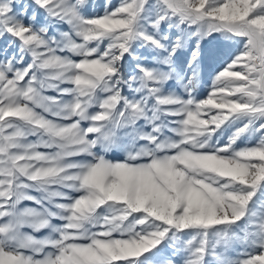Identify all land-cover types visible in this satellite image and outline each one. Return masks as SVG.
Here are the masks:
<instances>
[{
	"label": "snow or ice",
	"instance_id": "obj_1",
	"mask_svg": "<svg viewBox=\"0 0 264 264\" xmlns=\"http://www.w3.org/2000/svg\"><path fill=\"white\" fill-rule=\"evenodd\" d=\"M0 264H264V0H0Z\"/></svg>",
	"mask_w": 264,
	"mask_h": 264
},
{
	"label": "rangeland",
	"instance_id": "obj_2",
	"mask_svg": "<svg viewBox=\"0 0 264 264\" xmlns=\"http://www.w3.org/2000/svg\"><path fill=\"white\" fill-rule=\"evenodd\" d=\"M94 2H95V3H100L101 0H94ZM117 2H118V0H112V3H113V4H115V3H117ZM208 88H209V84H205V85H204V90L207 91Z\"/></svg>",
	"mask_w": 264,
	"mask_h": 264
}]
</instances>
